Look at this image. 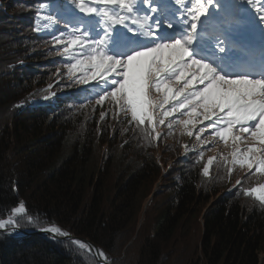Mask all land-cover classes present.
<instances>
[{
	"label": "trees",
	"instance_id": "trees-1",
	"mask_svg": "<svg viewBox=\"0 0 264 264\" xmlns=\"http://www.w3.org/2000/svg\"><path fill=\"white\" fill-rule=\"evenodd\" d=\"M40 2L0 0V218L23 201L40 222L22 228L59 226L112 264H264V207L235 185L223 191L257 178L238 166L229 177L219 156L206 178V148L182 156L178 127L146 144L107 102L93 109L92 89L68 79L50 43L56 32L32 31ZM53 11L74 9L54 0ZM97 262L62 235L0 231V264Z\"/></svg>",
	"mask_w": 264,
	"mask_h": 264
},
{
	"label": "snow or ice",
	"instance_id": "snow-or-ice-1",
	"mask_svg": "<svg viewBox=\"0 0 264 264\" xmlns=\"http://www.w3.org/2000/svg\"><path fill=\"white\" fill-rule=\"evenodd\" d=\"M66 3L74 11L62 14L53 11L54 0H41L32 31L56 32L50 43L69 61L63 66L68 79L92 89L93 109L107 102L113 118L122 114L146 144L158 141L160 126L167 135L179 127L180 135L194 136L201 146L222 142L231 149L220 155L229 177L237 166L246 170L245 177H256L255 186L241 187L244 178L235 186L264 207V0ZM245 32L259 35V45L245 41ZM107 114L101 111L100 119ZM203 156L200 151L197 162ZM215 159L208 158L202 176L211 179ZM39 222L20 201L0 218V230L15 232L22 223ZM44 230L66 235L55 225ZM74 243L81 252L94 253L97 264H110L102 249Z\"/></svg>",
	"mask_w": 264,
	"mask_h": 264
},
{
	"label": "rangeland",
	"instance_id": "rangeland-1",
	"mask_svg": "<svg viewBox=\"0 0 264 264\" xmlns=\"http://www.w3.org/2000/svg\"><path fill=\"white\" fill-rule=\"evenodd\" d=\"M243 34H246V32L243 33ZM254 38L257 39L258 45H259V42H260L259 35H256ZM178 129H179V127H178ZM157 131H159V127H158ZM205 138H207V137H205ZM182 144L183 145H187L188 148L190 147V148H193L194 150H199V149H202V148H206L205 149V153L207 154L208 158L209 157H215V156H219L220 157L221 154L227 156L230 153V151H231L230 148L225 147V145L222 142H219V141L217 143L213 144V145H210V146H201L200 144L197 143L196 138L194 136L193 137H189L187 135H183L182 136ZM185 155H186V153H185V148H184L182 156H185ZM229 159H230V157H229ZM243 171H246V170H243ZM237 179H240V177L237 178ZM237 179L230 178L228 180V182L226 183V187H224L223 191L224 190H228L232 186L236 185V180Z\"/></svg>",
	"mask_w": 264,
	"mask_h": 264
},
{
	"label": "water",
	"instance_id": "water-1",
	"mask_svg": "<svg viewBox=\"0 0 264 264\" xmlns=\"http://www.w3.org/2000/svg\"><path fill=\"white\" fill-rule=\"evenodd\" d=\"M49 226H51V225L45 226V227H43V228L35 229V230H31V229H26V228H22V227H20L19 229L16 230L17 233H15V234H11V233H9L6 229H5V230H0V231L4 232V233H6V234H8V235H10V236H14V237L29 236V235H32V234H49V235H52V236H53V234H51L50 232L44 230V229H47ZM58 227H59V226H58ZM59 228H61V227H59ZM61 229L66 233V235H62L63 238L69 239V240H71L73 243L75 242V241H74V238H77V239H79V240H81V241L86 242V243L89 244V245H92L95 249H99V247H98L96 244L92 243V242H91L90 240H88L87 238L77 237V236L73 235L72 233L66 231L65 229H63V228H61ZM56 236H59V235H56ZM74 244H75V243H74ZM75 245H76V244H75ZM93 254H94V253H93ZM94 256H95V254H94ZM95 257H96V256H95ZM96 259H97V261L99 260L98 257H96ZM109 261H110V260H109ZM110 264H112V263L110 262Z\"/></svg>",
	"mask_w": 264,
	"mask_h": 264
},
{
	"label": "bare ground",
	"instance_id": "bare-ground-1",
	"mask_svg": "<svg viewBox=\"0 0 264 264\" xmlns=\"http://www.w3.org/2000/svg\"><path fill=\"white\" fill-rule=\"evenodd\" d=\"M242 35H244V34H242ZM61 229V228H60ZM9 233H11V234H15V233H17L16 231L15 232H13L12 231V229L11 228H9V229H6ZM62 230V229H61ZM63 231V230H62ZM64 232V231H63ZM65 233V232H64ZM76 240H79V239H77V238H74V241H76ZM81 241V240H80Z\"/></svg>",
	"mask_w": 264,
	"mask_h": 264
}]
</instances>
